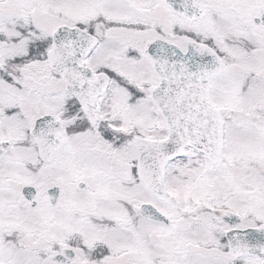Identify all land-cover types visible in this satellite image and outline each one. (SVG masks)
Segmentation results:
<instances>
[{
	"label": "snow or ice",
	"instance_id": "obj_1",
	"mask_svg": "<svg viewBox=\"0 0 264 264\" xmlns=\"http://www.w3.org/2000/svg\"><path fill=\"white\" fill-rule=\"evenodd\" d=\"M0 264H264V0H0Z\"/></svg>",
	"mask_w": 264,
	"mask_h": 264
}]
</instances>
